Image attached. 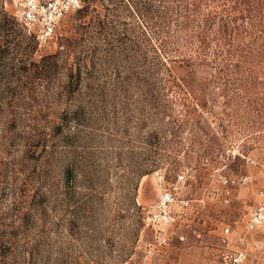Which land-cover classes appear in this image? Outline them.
<instances>
[{
	"label": "rangeland",
	"instance_id": "374dc122",
	"mask_svg": "<svg viewBox=\"0 0 264 264\" xmlns=\"http://www.w3.org/2000/svg\"><path fill=\"white\" fill-rule=\"evenodd\" d=\"M51 1L5 5L36 47L0 78V264H225L264 204V0H79L41 38Z\"/></svg>",
	"mask_w": 264,
	"mask_h": 264
},
{
	"label": "trees",
	"instance_id": "16d2710c",
	"mask_svg": "<svg viewBox=\"0 0 264 264\" xmlns=\"http://www.w3.org/2000/svg\"><path fill=\"white\" fill-rule=\"evenodd\" d=\"M5 5L6 0H0V78H12L16 75L19 53L36 47L35 35L28 34L26 28ZM133 8L138 13L142 11V14L148 17L154 16L153 8L147 3L141 6L133 5Z\"/></svg>",
	"mask_w": 264,
	"mask_h": 264
},
{
	"label": "built area",
	"instance_id": "2783aa9c",
	"mask_svg": "<svg viewBox=\"0 0 264 264\" xmlns=\"http://www.w3.org/2000/svg\"><path fill=\"white\" fill-rule=\"evenodd\" d=\"M79 0H65L62 3L59 1L53 0L49 3V12L47 17H44L43 29L40 33V37L44 38L45 35L49 34L54 26L55 20L58 18L63 9L68 8L72 4H77ZM33 6L34 4L31 3ZM31 19H35V17H29ZM184 173H181L179 179H183ZM246 180V179H245ZM173 196L171 193H166L162 203H161V211L163 215H168V205L170 204ZM264 222V204L259 203L249 214L247 227L250 230L256 229L260 224ZM229 231L228 228L225 229V233ZM222 248L219 251V257L225 264H243L245 255L242 251L233 250L227 246L226 237L222 239Z\"/></svg>",
	"mask_w": 264,
	"mask_h": 264
},
{
	"label": "crops",
	"instance_id": "0c3cea01",
	"mask_svg": "<svg viewBox=\"0 0 264 264\" xmlns=\"http://www.w3.org/2000/svg\"><path fill=\"white\" fill-rule=\"evenodd\" d=\"M259 183L264 181V177L262 178H258L257 180ZM213 183H215V180L212 179L211 183H209V185L207 186L206 190H212L211 186H213ZM240 195H241V199H246L248 200L249 198H251V194H249L248 188L247 187H243L240 190ZM260 198V197H258ZM259 203H262V198L259 199L258 201ZM251 212V211H250ZM248 213V217H249ZM248 217L246 219L245 225L242 229L238 228L235 230H232L230 234H228V239L226 238L227 242L229 240V242L227 243V246L233 250H238V251H242L245 255L244 258V263L247 259L250 258V256H254L255 254V247L254 244H259L261 242V240H264L261 236L263 235V232L261 231L263 229L264 231V227L260 230L261 232L259 233V231H255L257 229L254 230H250L247 227V221H248ZM258 233L260 236H258ZM261 237V238H260ZM240 239H242V241H239ZM237 241V242H235ZM242 242V245H240L239 243ZM238 243V244H236ZM253 243V244H252ZM230 244V245H229ZM222 247V244H221ZM246 252V253H245ZM259 253V252H258ZM248 257H247V256Z\"/></svg>",
	"mask_w": 264,
	"mask_h": 264
}]
</instances>
